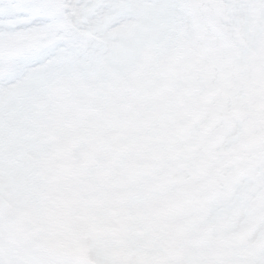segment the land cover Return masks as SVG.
Here are the masks:
<instances>
[{
  "label": "snow or ice",
  "instance_id": "obj_1",
  "mask_svg": "<svg viewBox=\"0 0 264 264\" xmlns=\"http://www.w3.org/2000/svg\"><path fill=\"white\" fill-rule=\"evenodd\" d=\"M0 264H264V0H0Z\"/></svg>",
  "mask_w": 264,
  "mask_h": 264
},
{
  "label": "rangeland",
  "instance_id": "obj_2",
  "mask_svg": "<svg viewBox=\"0 0 264 264\" xmlns=\"http://www.w3.org/2000/svg\"><path fill=\"white\" fill-rule=\"evenodd\" d=\"M221 14H222V13L218 11V12L216 13V16H215V18H216V20H217V23L214 25V27H215V29H216L217 31L220 30V28H219V23H218V19H219V17H220ZM209 24H210V26H212L211 23H210V21H209Z\"/></svg>",
  "mask_w": 264,
  "mask_h": 264
}]
</instances>
